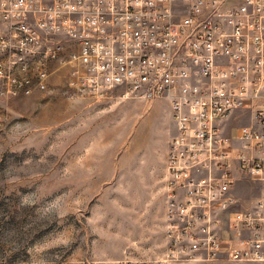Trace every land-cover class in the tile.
<instances>
[{"label":"built area","instance_id":"2783aa9c","mask_svg":"<svg viewBox=\"0 0 264 264\" xmlns=\"http://www.w3.org/2000/svg\"><path fill=\"white\" fill-rule=\"evenodd\" d=\"M55 62L75 96L171 108L160 264L264 263V0H0V101L47 91Z\"/></svg>","mask_w":264,"mask_h":264},{"label":"rangeland","instance_id":"374dc122","mask_svg":"<svg viewBox=\"0 0 264 264\" xmlns=\"http://www.w3.org/2000/svg\"><path fill=\"white\" fill-rule=\"evenodd\" d=\"M52 68L47 91L0 101V264H160L171 108L75 96L68 67ZM238 196L259 188L241 179Z\"/></svg>","mask_w":264,"mask_h":264},{"label":"crops","instance_id":"0c3cea01","mask_svg":"<svg viewBox=\"0 0 264 264\" xmlns=\"http://www.w3.org/2000/svg\"><path fill=\"white\" fill-rule=\"evenodd\" d=\"M232 121H234V123H235V120H234V118L231 120V121H229L226 125L227 126H229V127H231V128H234L235 126H233L234 124H232Z\"/></svg>","mask_w":264,"mask_h":264}]
</instances>
